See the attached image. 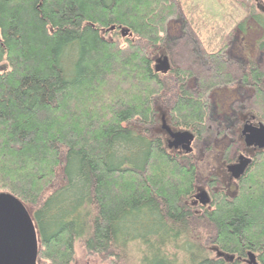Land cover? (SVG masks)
Here are the masks:
<instances>
[{"label": "trees", "instance_id": "trees-1", "mask_svg": "<svg viewBox=\"0 0 264 264\" xmlns=\"http://www.w3.org/2000/svg\"><path fill=\"white\" fill-rule=\"evenodd\" d=\"M177 8L173 0H0V193L30 212L41 261L71 264L80 243L104 264H127L130 247L137 264H234L216 252L264 264V153L232 197L219 192L212 210L193 214L186 205L199 161L178 160L195 155L163 142L165 117L198 143L234 142L248 112L234 100L243 89L214 92L221 99L209 106L187 70H156ZM244 77L264 119V69ZM224 78V69L200 75L205 89ZM192 220L200 224L188 228Z\"/></svg>", "mask_w": 264, "mask_h": 264}, {"label": "flooded vegetation", "instance_id": "flooded-vegetation-1", "mask_svg": "<svg viewBox=\"0 0 264 264\" xmlns=\"http://www.w3.org/2000/svg\"><path fill=\"white\" fill-rule=\"evenodd\" d=\"M237 6L242 8L246 11L244 17L241 19V21L237 24V26L229 32L227 36L224 37L222 44L217 46L218 41V33L222 30H218V33L209 36L207 38V44L205 46V55L201 57L199 54L200 51L196 48L197 58L198 60H201L203 65H205L206 69H201L196 71L195 69L188 67L184 68L181 66H174L168 56H159L156 58V68H160L164 66L161 63V60H163L164 57L167 58L169 63V68L164 71H160L163 75L166 74H176L177 71L180 69H185L190 73V80H192L195 83L193 89L195 96L199 97L201 94L204 93V102L208 103V100L211 98L212 93H220V87H225L226 84L233 85V86H243L245 82V74L252 73L254 69H264V0H232ZM246 23V26L251 25V29H248V26L246 29L241 28V25ZM215 29V28H214ZM214 31V30H213ZM250 38V43L248 42V39ZM249 43V44H248ZM239 47L240 51L244 53V56L237 55L235 49ZM246 52V53H245ZM253 54L255 55V58H253ZM243 65V67H242ZM236 66H240V73L239 77L234 74L235 71L233 69H236ZM224 69L226 78L219 80L213 84L220 85V87L216 88H210L207 89L202 87L200 75L203 77L207 76V78H211L216 73ZM262 81L264 82V77H262ZM252 90V98L254 100H257V90L254 85H246ZM244 87V86H243ZM242 88H238V91ZM197 92H196V91ZM166 114H163L162 116H165ZM249 116V118H247ZM251 116V117H250ZM247 118V119H246ZM208 120V119H207ZM165 123V124H164ZM242 127L241 129L237 128L238 131V137L237 139L232 143H241L242 147L237 150L236 158L232 159L231 161L224 160L225 157H220V160H223L222 168L224 169L225 173L228 175V181L233 182L234 184L238 185L240 180L248 173L250 168L254 165L255 161L259 158V154L264 153V148L259 147H248L245 144L244 137L242 135V128L244 125H253L255 127H259L260 124L264 125V120L257 117V115L247 114L245 118L242 120ZM240 123V124H241ZM162 131L164 132V136L166 137L165 145L168 149L175 151L178 155H189V154H195L196 152V143L198 140V135L194 131L190 130H175L171 125L168 124V121L165 118H163V124H162ZM173 133H179V132H189L193 135V140L191 143L192 151L186 152L183 149V145L179 144L178 146H170V142L173 141V138L169 135L168 128ZM240 132V133H239ZM201 143V142H200ZM242 156H245L247 158H250V162L246 164L243 173L238 177L235 178L233 174L229 171V167L232 165H237L241 161H244ZM178 160H187V161H196L197 159L195 156L187 157V158H181L177 157ZM221 174H218L214 170H210L207 176L204 177V182L202 186H196L195 190L190 195L189 201L187 203V209L188 211L193 214H201L203 211L211 210L214 208V198L216 195L221 192L219 191L216 186L220 185L221 183ZM223 177V176H222ZM187 211V210H186ZM216 255L220 258H223V254L216 252ZM226 257V256H225ZM234 257V256H233ZM227 262H234V264H250L249 263V257L248 258H237L234 257L233 259H225ZM255 264L257 263V260L255 258Z\"/></svg>", "mask_w": 264, "mask_h": 264}, {"label": "rangeland", "instance_id": "rangeland-1", "mask_svg": "<svg viewBox=\"0 0 264 264\" xmlns=\"http://www.w3.org/2000/svg\"><path fill=\"white\" fill-rule=\"evenodd\" d=\"M173 1L177 2L178 11L176 15L170 18V22L166 25L164 31L165 34L163 35H166L170 39L168 42L162 43L164 51H162L163 54L161 55L168 56L174 66H181L184 68L191 67L196 71L201 70L202 68L206 69L202 61L198 60L199 58L197 57L195 49L197 48L198 51H200L199 54L201 55V57L205 55L206 51L204 45L207 44V38H209L212 33L217 34L218 30L220 29L222 30L218 33V41H220L217 43V46L222 44L224 37L227 36L229 32L237 26V24L244 17L246 11L237 6L232 0ZM248 42L250 43V38L248 39ZM235 51L237 55L244 56L243 51L241 52L239 47H237ZM253 58H255L254 54ZM240 69V66H236V69H233V71H235L234 74L238 77L240 76ZM238 88H242L243 90L241 92V95L237 96L236 99H234L233 97V99L237 101V105H243L244 107L247 106V114H256L258 117L257 111H254L255 107L253 106V103L255 100L254 98H252V90L249 87L245 85L244 87H241L226 84L225 87H220L219 92L221 94L224 92L233 91L232 93L234 94L235 91H238ZM211 97L217 99L218 102L221 99L219 98L221 96L217 97L214 93H212ZM212 100V98L208 100L209 106H211ZM235 108L236 106L233 108L234 111L236 110ZM247 118H249V116ZM207 119H209V116ZM168 124L171 125L169 121ZM215 126L216 124L214 122L211 125V128ZM241 127L242 123L240 124L239 128L241 129ZM173 129L178 130L174 127ZM163 137V142L165 143L167 140L165 136ZM207 137L208 139L201 141V143H196V152L194 155L199 163L197 167L198 178L196 179L195 184L199 187L202 186L204 177L207 176L210 170H214L218 174H221L223 176H220L221 183L220 185H217L216 188L221 192H226L227 195L232 197L238 185L234 184L231 181H228V175L222 168L223 160H220L219 158L224 156V160L231 161L232 159L236 158V152L242 147V145L241 143H232L228 141V139L222 141L220 140V138L218 139L217 136L212 139L210 136ZM172 152L176 153L175 151ZM192 221L190 223L188 222L190 224L188 225V228L195 226V224H200ZM209 248L210 246H207V249ZM128 256L130 260H128L127 258V264H137L139 255L136 254L134 248L130 247L128 249ZM225 256L226 255L224 254L223 259H226ZM38 264H49V262L46 260L41 261L40 259H38ZM71 264L104 263L102 257H99L95 254H90L80 245V243H77L75 246L74 260Z\"/></svg>", "mask_w": 264, "mask_h": 264}, {"label": "water", "instance_id": "water-1", "mask_svg": "<svg viewBox=\"0 0 264 264\" xmlns=\"http://www.w3.org/2000/svg\"><path fill=\"white\" fill-rule=\"evenodd\" d=\"M114 29V27H112ZM127 31H123L127 35ZM163 67L156 68L157 71H164L169 68L166 57L161 60ZM165 124V123H164ZM168 128V127H167ZM173 141L170 146L183 145L186 152H191L193 135L189 132L173 133L167 129ZM242 135L248 147L264 148V125L259 127L244 125ZM244 161L232 165L228 169L235 178L242 173L250 158L242 156ZM39 235L30 212L20 199L7 193H0V264H38L39 258ZM233 259V256H226ZM255 257L249 256V263L255 264Z\"/></svg>", "mask_w": 264, "mask_h": 264}]
</instances>
